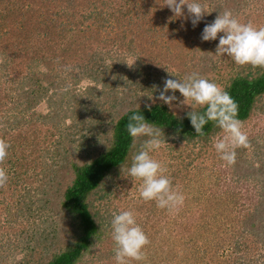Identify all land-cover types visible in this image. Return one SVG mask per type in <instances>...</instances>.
Listing matches in <instances>:
<instances>
[{"label": "trees", "instance_id": "obj_1", "mask_svg": "<svg viewBox=\"0 0 264 264\" xmlns=\"http://www.w3.org/2000/svg\"><path fill=\"white\" fill-rule=\"evenodd\" d=\"M200 2L210 14L193 27L186 7L176 18L165 0H0V139L10 145L9 181L0 188V264H84L86 256L96 254L106 230L101 201L116 179L129 177L132 156L146 139L133 147L127 131L131 115H143L162 128L167 143L162 148L169 152L182 153L222 131L210 121L204 135L195 133L187 113H203L206 107H189L178 115L162 101L148 104L165 79L198 72L230 94L243 124L251 119L264 98V69L234 70L235 62L227 57L221 63L230 71L223 77L212 66V45L218 43L202 41L201 34L225 10L244 20L255 17L261 1L248 12L250 0ZM126 49L136 60L132 67L126 64ZM159 60L177 64L178 74L169 76ZM213 67L219 79L210 75ZM173 94L181 95L166 93ZM128 98L146 103L120 112L119 102L125 106ZM237 156L235 172L260 186L242 229L233 234L239 221L223 215L236 212V198L193 197L187 200L191 207L171 215L166 248L160 245L150 255L151 264H256L258 259L264 264L263 163L255 168ZM178 174L170 173L173 185ZM228 203L230 210H218L230 208ZM191 217L197 222L189 223ZM219 217L228 223L223 232ZM183 231L189 241L184 242ZM145 233L149 239L155 234ZM100 253L99 261L104 259Z\"/></svg>", "mask_w": 264, "mask_h": 264}, {"label": "clouds", "instance_id": "obj_2", "mask_svg": "<svg viewBox=\"0 0 264 264\" xmlns=\"http://www.w3.org/2000/svg\"><path fill=\"white\" fill-rule=\"evenodd\" d=\"M164 6L168 7L176 18L184 16L183 9L186 7L193 27L205 15L210 14L207 12V4H202L200 0H165ZM221 33L223 35L219 36L216 56L226 54L239 66L264 69V26L257 27L251 22L242 23L231 11L225 10L219 12L214 21L205 25L201 40L215 41ZM135 62L136 60H130L126 64L134 65ZM169 76L173 77L171 74ZM163 84L164 87L157 98L170 109L182 105L190 106L191 109L197 106L206 107L203 113L195 110L187 113L191 125L195 133L204 135V126L210 121L214 122L223 133L215 140L214 149L219 159L225 162V166L235 165L236 150L248 149L251 144L247 133L243 130V122L237 118L238 105L230 94L222 86L210 82L198 72H191L183 79L167 78ZM169 91L172 93L178 91L183 100L177 102L174 94L166 95ZM174 102L177 103L174 105ZM145 107L151 110L150 105ZM127 131L132 138L133 147L141 138H146L132 156L131 166L127 169V174L140 182L139 197L143 202L154 201L157 208L166 210L169 214H177L184 205L186 197L173 186L171 178L167 175L168 168L152 155L167 144L163 129L146 121L143 115L133 114L127 125ZM172 138L175 139L176 136ZM9 148L10 145L4 139H0V188L6 187L9 181L5 163ZM120 166L123 169V165ZM110 227L115 245L113 256L115 264H132L133 261L142 262L147 259L144 249L151 241L137 223L133 211L126 210L114 214Z\"/></svg>", "mask_w": 264, "mask_h": 264}, {"label": "rangeland", "instance_id": "obj_3", "mask_svg": "<svg viewBox=\"0 0 264 264\" xmlns=\"http://www.w3.org/2000/svg\"><path fill=\"white\" fill-rule=\"evenodd\" d=\"M259 1H261L260 4L262 6H260L261 10H259V12L255 11V17H252L248 20H244L243 18H241V16L237 15L236 17L240 20V22L242 23L243 22L245 23V21L247 23L251 22L254 26L257 27L264 26V0H257V1L250 0L249 4L245 6L246 9L244 11L248 12L250 8L258 9ZM185 24L186 23L180 21L179 26L183 25V27H185ZM220 35L223 34L222 33L218 34V37L215 41H208V42L219 43ZM212 46H215V48L217 47L216 45H212ZM127 50L128 49H126L125 54L128 55V57H130L131 60V52ZM180 51L181 49L179 48V52ZM148 52L150 53V51ZM150 55L154 57V52L152 51ZM227 57H228L227 55L225 56L215 55L213 56V60H212V66L217 65V68L220 69L221 71L220 75L224 73V75H222L223 77L230 71V68H227L228 67L227 65L223 66L221 63V61L224 63ZM155 60H157L156 57ZM230 60L231 59H228V61ZM159 62H160L159 64L160 67L162 66L163 68L167 66V68L166 67L164 68L166 72L168 71L178 74L179 70L177 69V64L173 66L172 65L169 66L164 60L162 61L159 60ZM234 70H240L239 65L235 64ZM218 72L219 71L217 72L214 71V67H213V72L210 75L216 74L214 76V79H219V75H217ZM184 76L185 75L182 74L181 79H183ZM86 84H87L86 82H83L81 86H84ZM149 97L152 98V95ZM176 97H177V102L183 100V97L181 95ZM133 100L128 98L127 103L129 104L125 106L123 104L124 101H122V103L119 102V104L123 105V107L120 108L119 111L124 112L125 110L140 106L141 104L139 103H146L144 100L143 101L141 100V102L137 100L134 102ZM157 101L161 102L158 98L156 99L153 98L152 100L148 101V104ZM177 102H174V105ZM256 105H257L256 110H254V112L252 113L251 119L243 124V130L248 135V139L251 144V147L248 149L239 148L240 155L239 157L238 156L237 157L243 159L244 161H247V163L250 165L253 164L255 168L259 167L261 163H263L262 168H264V98L261 99ZM189 107L190 106L187 105H182L179 107L174 106L173 108H171V111L176 112L178 115H183L184 112H186V110H188ZM88 118L91 119L89 115ZM222 135L223 133L222 131H220L216 133L215 136L210 138L207 142L198 141L193 147L190 146L191 148L187 147L183 149L184 152L182 153L179 151L169 152L168 150L165 149V147H167L165 146L164 148H161L158 152L152 153V155L154 156V158L161 161L168 168L167 175L169 177L172 171L179 170V174L173 180L174 182L173 186L178 188L186 197L184 205L181 208L182 210L186 209V207H191V202L187 203V200H190L193 197L199 199V198H203L204 195L207 196L215 195L216 197L219 196L221 199L224 197L225 198L228 197V201H230L231 198L232 199L236 198L238 202L237 203L238 206L234 208L236 212L233 214L232 211L223 213V215H227L228 217L231 218L232 216L235 215V220L239 221L237 227L235 228L236 230L233 233L235 234L237 233V231L242 229V226L240 225L243 224L244 217L248 213H250L255 207L257 203V197L255 196L256 193L260 192L259 190L260 186L253 183L251 180L246 181L245 179H242L241 175L243 174H240L237 170L235 172L232 166H225V162L219 159V156L216 153L213 145L215 140L221 137ZM187 154H189L188 157ZM240 159L238 160L240 161ZM111 185L112 187L110 188V191L108 193V198L104 201L103 200L101 201L102 207H100L102 211H104V221H105V229H106L102 236L103 242L99 243V245L95 248L96 254L93 257L92 256L85 257L84 264H98V263L105 264L106 262H111L110 264H115L113 260L115 245L113 243L111 236L110 223L114 214H119L121 211H126V210H131L136 214L137 223L142 227L144 232H148V234L150 232L155 233L154 236L149 239L151 241L150 245L146 246V248L144 249V251L146 252L147 259L145 261L140 262V263L151 264L150 255H156L153 253L156 252L157 249L159 250L160 245H163L164 248H166V245L164 244L166 243L167 234H169V231L172 227V225H170L171 224L170 217L172 214H169L166 210L157 208L154 201L143 202L142 199L139 197L140 182L135 181L130 176L128 178L124 177V180L122 178L120 180L116 179V182L112 183ZM95 204L97 205V203ZM151 205L154 206L155 210L153 209L151 211ZM195 205L199 206L198 204ZM195 205L193 204V206ZM205 205L206 204H202L201 207L204 208ZM227 205H230V203H228ZM232 207H233L232 205H230V208L219 207L218 210L222 209L227 211L230 210ZM199 213L200 211L199 212L196 211L194 218H198ZM40 216L42 217V213L40 215L38 214L37 218H39ZM191 221L196 223L197 219L192 220L191 217L188 220V222L191 223ZM183 222L185 221L183 220ZM217 222L218 224L221 225V230H219V232L221 231L223 232L224 223H226L225 225L228 227L227 221H225V219L222 217H219V220L217 219ZM216 231L218 230L216 229ZM183 234H184L183 236L184 242L189 241L190 239L187 238V236L185 235V231H183ZM216 239H219L218 242L221 240V238L219 237H216ZM99 253L104 256V259H102L101 261H99L98 259ZM254 253H256L255 255H259V251H255ZM255 255H253V259L251 260L252 263L257 257V256L255 257ZM258 260L256 261V264ZM132 264H139V263L133 261Z\"/></svg>", "mask_w": 264, "mask_h": 264}]
</instances>
